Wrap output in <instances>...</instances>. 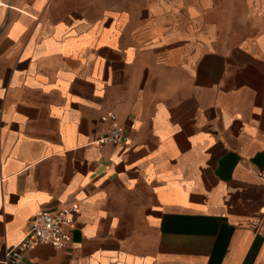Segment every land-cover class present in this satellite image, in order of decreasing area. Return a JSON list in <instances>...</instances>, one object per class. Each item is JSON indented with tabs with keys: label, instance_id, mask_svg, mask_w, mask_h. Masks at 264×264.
Returning a JSON list of instances; mask_svg holds the SVG:
<instances>
[{
	"label": "crops",
	"instance_id": "1",
	"mask_svg": "<svg viewBox=\"0 0 264 264\" xmlns=\"http://www.w3.org/2000/svg\"><path fill=\"white\" fill-rule=\"evenodd\" d=\"M71 206L19 264H264V0H0V264Z\"/></svg>",
	"mask_w": 264,
	"mask_h": 264
},
{
	"label": "built area",
	"instance_id": "2",
	"mask_svg": "<svg viewBox=\"0 0 264 264\" xmlns=\"http://www.w3.org/2000/svg\"><path fill=\"white\" fill-rule=\"evenodd\" d=\"M101 121L107 123V128L94 144L99 147L120 144L122 128L115 114H105L101 117ZM76 211V207L71 206L56 212L41 211L35 214L25 238L16 246L6 250L2 264H19L25 252L41 244L58 249L68 246L71 240L68 229L74 226Z\"/></svg>",
	"mask_w": 264,
	"mask_h": 264
}]
</instances>
